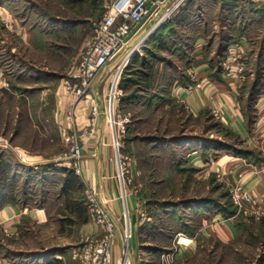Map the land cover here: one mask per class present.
Wrapping results in <instances>:
<instances>
[{"label": "rangeland", "instance_id": "obj_1", "mask_svg": "<svg viewBox=\"0 0 264 264\" xmlns=\"http://www.w3.org/2000/svg\"><path fill=\"white\" fill-rule=\"evenodd\" d=\"M111 1L19 0V13L26 10L32 25H39L46 31L55 28L62 37L49 41L51 49L53 45L56 47L54 55L48 56L41 51L27 53V59L37 64V67L27 69L28 84L34 85L29 75H38L37 71L41 69L42 73L50 72L53 76L47 82L52 94L61 78H64L71 83L67 88L73 90L75 95V88L71 87L75 83L71 76L72 63L86 51L93 34V22L101 19ZM223 1L166 0L139 30L127 49L110 62L113 71L104 95V105L107 107L113 100L119 149L114 146L109 119L107 124L103 119V124L111 132L110 162L115 166L113 178L120 189V200L129 196L136 204L130 209L129 222L124 216H116L123 239V228L130 235L129 249L125 248L122 264H264V207L255 203L248 190L250 202H244L242 208L235 205L231 198L235 183L230 185L224 179L219 181L221 177L206 182L200 180L197 178L198 172L184 162L186 150L199 137L216 139L215 145L220 148L219 151L226 148L234 154L247 151L244 143L219 119L210 115L201 118L190 115L171 91L174 85L190 82L192 71L200 62L207 63L215 73L222 67L225 69L224 62L228 59L223 55L221 41L227 37H223L225 30L221 27L225 23L235 31L244 29L248 17L240 19L241 22L237 24L238 14L244 12L235 8L226 12V8L223 10L218 6ZM165 7L170 12L164 13L158 26L136 44L142 32L150 27V23ZM228 28L226 32L230 35ZM249 28V48L236 62L241 61L244 67L241 74L245 79L239 89L243 98L241 104L251 116L250 98L264 86L261 82L255 85L257 78L253 79L249 73L250 68L261 70L264 79V18L261 22L251 21ZM199 38L205 41L195 46ZM129 49L128 58L126 61L123 59L117 71L118 76L122 72L119 84L112 90L119 60ZM12 62L11 56L0 55V64L8 68V71H4L10 80L19 73ZM254 76L257 77L256 73ZM93 84L87 97H75L73 107L58 118L52 111L54 104L51 99L37 100L40 94L44 97L45 93L41 90H18L17 93H23V96H17L14 89H0V189H5L7 194L18 190L22 194L26 174H41L44 170L52 173L54 182L47 185L52 187L59 181V176L63 174L65 178L63 168L72 171L75 183L70 192L64 194L65 198L53 199L54 203L62 199L64 204L61 206L62 202L59 201V205L47 212L48 217L43 215L40 218L41 222L27 217L19 236L0 233V239L6 245L32 249L31 253L23 251L19 258L16 256L20 262L27 258V264H93L92 257L86 258L83 254L90 245H95L106 235V227L98 224L97 209L91 202V193H96L93 179L88 176L83 163L86 142L96 139L99 132L97 121L100 110L97 107L98 112L94 114L96 98L93 93L90 95ZM83 99H89V116L86 119L84 116L85 121H79L78 126L74 110ZM41 105L42 110L37 115L36 111ZM69 113L73 115L72 120H68ZM122 117L128 121L120 125L118 123ZM73 135L82 155L79 160L80 174L74 168V162L68 163L73 149L68 138ZM80 140L84 143H80ZM22 153L26 154L25 159ZM237 182L245 190L240 178ZM35 187L27 188L29 193L34 194ZM28 197L33 199V196ZM204 204L210 208L215 205L230 211L240 210L243 217L239 220L236 241L221 243L212 236L198 234L199 214L203 211L200 205ZM97 231L100 233H95ZM117 232L118 228L115 227V238ZM189 237L195 238L193 248L178 250L180 245L189 244Z\"/></svg>", "mask_w": 264, "mask_h": 264}, {"label": "crops", "instance_id": "obj_2", "mask_svg": "<svg viewBox=\"0 0 264 264\" xmlns=\"http://www.w3.org/2000/svg\"><path fill=\"white\" fill-rule=\"evenodd\" d=\"M18 3L19 0H0V55H5L6 57L11 56L13 68L15 67L19 70L16 77L10 80L7 75H5L8 68H3L2 64H0V89L3 91L5 88L8 90L14 89L15 93L18 94L17 96H23V93H17L18 90H21V92L41 90L40 92L45 93L44 97L46 96V99L42 96L43 94H40L37 100H40L41 102L51 99L54 104V106L51 105V107L53 106L52 111L54 115L57 116V118L61 116L63 117L66 110L71 107L70 104L75 102L76 99L73 90L67 88L69 87L67 85L70 82L61 78L58 85H56L54 94H52V88L47 83L53 78V76L50 75V72L44 74L45 72L42 73V70L39 69L37 71L38 75H29L32 77V83L34 85L28 84V80L26 79V76H28L27 74H29L27 69L37 67L36 62L27 59V53L31 52L33 54L41 51L48 54V56L54 55L57 52L56 47L53 45V48L51 49L49 41L53 42L55 38L61 39V32L55 28L46 31L39 25H32L31 20L28 17L29 14L26 10H24L25 12L23 11L22 13H19ZM221 3L222 4L219 3L218 6H221L223 10L226 8V12L230 8H235L237 10L241 9L242 12H244L243 14H249L243 15L239 13L237 16L239 20L237 21V24L241 22L240 19L243 20L248 17V20L245 22L248 24L244 26V29H238V31H235V29H231L230 26L225 23L223 27H221L222 30H225L223 37H227L226 40L221 41L223 55L224 57L226 55V58L228 59L227 62H224L225 69L222 67L215 73L207 63L200 62L192 71L190 82H182L179 85H174L171 87V91L173 95L176 92H179V95L184 100L182 102V107L190 115L196 118L210 115L219 119L224 126L239 137L244 143L243 147H245L247 151L243 154L237 152L234 154L230 152V150H226V148H223L224 151H219L220 148L218 149L215 145L217 143L216 139L199 137V140L192 143L191 148L186 150L184 162L198 172L199 177L197 178L204 180L205 182L209 181V179H217V177H221L219 181L224 179L228 184L233 185L240 178L245 190H248V192L253 195L255 203L263 208L264 86L250 98L249 109H252V115L249 116L247 114L248 110L241 104L243 98L239 93V89L245 79L241 74L244 67L241 61L236 62L235 57L232 56L236 54L241 56L242 53H245V51L248 50L249 24L251 21L261 22L263 20L264 8L261 6H263L264 2L261 3L250 0H234L232 2V0H224ZM179 7H177V9ZM169 12L168 9L164 15ZM163 17L147 34L158 26ZM227 28L231 31L230 35L226 32ZM142 39L137 44H139ZM204 41L203 38L197 39L195 41V46L201 45ZM128 56L129 53L124 58L125 61ZM122 62L118 64V69ZM240 68H242L241 71H239ZM112 71V63H109L104 68L103 72H101L94 80L90 92V95L93 93L94 98H96L94 106L97 105L98 110H100L97 121V129L99 132L96 139L93 141L89 139L86 142L87 145L85 144L83 163L88 176H91L93 179L98 199L101 201L103 207L110 212V215L116 222L118 228L114 241L115 244L111 251V264H122V257L125 248L129 249L130 243L127 241L129 235L126 232V228H123V231L125 232L123 239V233L119 226L120 223L116 216H124L129 222V213L136 204L134 199L129 196H126L125 200H120V189L117 180L113 178L115 166L110 162V156L112 154V148L109 144L111 132L107 130V118L110 121V130H112L111 136L114 146H116V148L119 146L118 131L115 127L113 100L111 99L107 107L104 105V95L106 94ZM117 71L114 77L115 83L113 90H115L119 84L121 72L118 76ZM254 72L257 77L254 76ZM260 72L261 70L254 71L252 68L249 70L252 78H257L255 85L260 82L262 84L264 83V79ZM196 82H202V86L199 89H195L192 94H187L185 88L194 85ZM39 84L43 85L38 87L37 85ZM67 89L69 90L67 91ZM102 102L103 105L101 106L100 103L102 104ZM88 106L89 99H83L76 106L74 114L76 115V123L78 126L79 121H85L86 116H89ZM41 110L42 105L39 106L38 111H36L37 115H39V111ZM30 114L31 112H29V115ZM84 116L85 119H83ZM112 117L114 118L112 119ZM103 119L106 120V124H103ZM21 156L25 159L26 154L22 153ZM13 171L14 170L12 169V173ZM55 174L56 173H54V175ZM51 175L52 173L48 174L45 170L42 171L41 174H26L23 179L25 182L22 194H20L19 190L7 194L5 189H0V233L2 235L19 236L21 227L26 225L24 222L27 217L31 218V220H33V218L36 219V222H41L40 218H42L43 215L48 217L47 212L54 208V206L56 207V205H59V201L62 202L60 203L61 206L64 204V201L62 200L65 198V193L63 192V174L58 177L59 181L55 182L52 187H48V184H53L54 182ZM31 186H37L34 189V194L29 193L27 189ZM28 196H33L34 200L32 197ZM54 198L57 200L59 198L62 199L54 203L52 202ZM200 206L202 207L203 205ZM202 208V213L198 210V212L200 211L199 213H201L199 214L201 216L198 220V224L200 225L198 234H201L202 236H212L218 239L221 243H229L237 240V225L241 217H243L240 210L234 212V215L230 216V218H227L222 212L219 210L217 211L214 207L210 208L209 206L204 205ZM132 214L135 215V213ZM128 222L126 225L127 229L129 225ZM88 224L93 226L92 222H89ZM94 229L93 233L96 231V227ZM95 233L99 234L100 232L97 231ZM189 239V244H186V246H183L182 244L177 249H180L181 251L182 248H185L186 250L193 248L196 243L194 240L195 238L191 239V237H189ZM23 251L31 253L32 249L28 248L25 250L12 248V246L6 245L0 239L1 264H27V258H24V262H20L21 260L17 259ZM129 252L130 251L126 253L128 258L130 257ZM129 261L130 258L128 263Z\"/></svg>", "mask_w": 264, "mask_h": 264}, {"label": "built area", "instance_id": "obj_3", "mask_svg": "<svg viewBox=\"0 0 264 264\" xmlns=\"http://www.w3.org/2000/svg\"><path fill=\"white\" fill-rule=\"evenodd\" d=\"M263 3L264 0H250ZM166 0H112L107 6L101 19L93 22V34L86 46V51L72 63L71 76L74 79L72 89L75 88V96L78 98L87 97L89 89L94 83L93 81L98 75L103 72L104 68L114 60L121 52L126 50L128 44L139 33V30L157 13ZM235 59L240 56L233 55ZM118 69V67H117ZM116 69V71H117ZM242 68L239 69L241 71ZM122 73V72H121ZM115 77V75H114ZM114 88V78H113ZM202 82H196L194 85L185 88L187 94H192L195 89H199ZM112 92V91H111ZM177 99L181 102L184 100L175 93ZM71 103V108L73 107ZM94 114L97 112L93 106ZM68 120H72L73 115L68 114ZM121 117V115L119 116ZM128 121L127 118L122 117L120 125ZM116 124V119H115ZM73 135L68 138L69 144L73 145L72 156L69 157L68 163H75L74 168L77 173H82L81 160L82 155L78 147H76V140ZM80 143H84L80 140ZM119 149V146L118 148ZM231 198L235 205L243 207L244 202H250V194L243 189L242 185L237 181L231 189ZM91 202L96 207L98 214V224L106 227V235L96 241L95 245H90L85 250L86 258L92 257L93 264H110V249L114 244L116 223L109 211H106L101 206V201L98 199L96 193H91ZM129 235V234H128ZM130 241V235L127 238ZM130 243V242H129Z\"/></svg>", "mask_w": 264, "mask_h": 264}, {"label": "trees", "instance_id": "obj_4", "mask_svg": "<svg viewBox=\"0 0 264 264\" xmlns=\"http://www.w3.org/2000/svg\"><path fill=\"white\" fill-rule=\"evenodd\" d=\"M263 8H264V6H263ZM239 153L243 154V152H239ZM62 171L64 173H66L65 178H63V180H64V182H63V192L65 194L66 193L68 194L70 192V190L75 186L74 179L72 177L73 173H72V171L67 170L65 168H63ZM212 207H214L217 211L219 210L220 212H222L223 215L225 217H227V218H229L230 216H233L234 215V212H235V210L234 211H230V210H228V209H226L225 207H222V206L219 207V206L213 205ZM239 225H240V223H238L237 226H239Z\"/></svg>", "mask_w": 264, "mask_h": 264}, {"label": "bare ground", "instance_id": "obj_5", "mask_svg": "<svg viewBox=\"0 0 264 264\" xmlns=\"http://www.w3.org/2000/svg\"><path fill=\"white\" fill-rule=\"evenodd\" d=\"M166 10V7L165 8H163L162 10H161V13H159L158 14V16H157V20H153V22L150 24V27L148 28V29H146L143 33H142V35L137 39V41H136V44L153 28V26H155L157 23H158V21L163 17V14L164 13H166L167 12V10ZM133 47V46H132ZM131 47V48H132ZM129 51H130V49L126 52V55L129 53ZM126 55H124V56H122L121 58H120V60H119V63L120 62H122L123 61V59L126 57ZM95 108H96V110H97V106L95 105L94 106ZM97 112H98V110H97ZM101 206L103 207V205L101 204ZM106 211H108L105 207H103ZM116 223V222H115ZM124 264V263H123Z\"/></svg>", "mask_w": 264, "mask_h": 264}, {"label": "water", "instance_id": "obj_6", "mask_svg": "<svg viewBox=\"0 0 264 264\" xmlns=\"http://www.w3.org/2000/svg\"><path fill=\"white\" fill-rule=\"evenodd\" d=\"M155 20H157V17L154 19V21H155ZM152 22H153V21H152ZM152 22H151V23H152ZM151 23H150V24H151Z\"/></svg>", "mask_w": 264, "mask_h": 264}]
</instances>
